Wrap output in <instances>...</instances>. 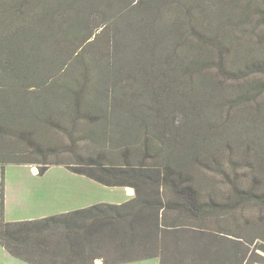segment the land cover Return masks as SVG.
Instances as JSON below:
<instances>
[{"label": "rangeland", "instance_id": "rangeland-1", "mask_svg": "<svg viewBox=\"0 0 264 264\" xmlns=\"http://www.w3.org/2000/svg\"><path fill=\"white\" fill-rule=\"evenodd\" d=\"M164 35L183 60L172 76L154 66ZM20 36L18 56L33 53L40 79L27 81L12 109L0 86V180L2 161H32L6 164L12 204L19 190H46L58 199L40 214H55L91 190L73 171L90 162L172 166L186 196L169 184L161 193L192 198L195 209L167 210L163 223L181 228L160 239L165 264H264V0H0V67L8 38ZM143 54L149 67L127 62ZM166 75L188 105L159 110L153 94ZM236 83L252 90L240 97ZM42 162L49 169L36 173ZM16 207L13 217L32 212ZM0 264L30 263L0 244Z\"/></svg>", "mask_w": 264, "mask_h": 264}, {"label": "trees", "instance_id": "trees-1", "mask_svg": "<svg viewBox=\"0 0 264 264\" xmlns=\"http://www.w3.org/2000/svg\"><path fill=\"white\" fill-rule=\"evenodd\" d=\"M165 36L159 38V42L162 43ZM22 37L8 38L11 47L3 55L4 65L0 67V86L4 89V103L9 104L10 109L12 100L24 96L22 92L27 87H25L27 81L40 79V73L37 72L39 68L36 67L34 71V67H30L36 65V61L32 63L30 55L33 53L22 51L26 55L18 56L19 48L14 46V42L19 44ZM21 46L23 47L22 44ZM161 47L167 51L159 53L156 63L153 62L154 66H159V76L166 71H171L172 76V71H175L176 66L183 60L171 54L175 52L172 50L173 47L169 50L164 47V42ZM127 62L146 67L151 63L146 54H143L141 59L137 57ZM260 64L263 63L260 61ZM222 70L224 73L227 72L226 69ZM232 72L234 76L243 75V72ZM170 76L166 75L165 83L159 84V94H153L155 98L159 97L156 100H159V110L164 107V101L172 106L178 103L189 104L187 99L180 101L177 95H174V91L168 85L171 81ZM251 90L248 83H236L235 94H239L240 97ZM159 127L169 129L161 115ZM171 136L172 140L178 137L175 132H171ZM31 162L29 159L2 161L0 180V243L11 255L31 264H96L97 259H103L104 264H117L157 256L161 257L160 264H165V249L160 247V239L167 235L176 236L181 228L176 221L173 224L163 223L166 221L167 210L181 206L184 211L193 213L195 209L192 198L185 197L188 190L180 187V172L172 166L161 169L145 164L117 166L90 162L85 164L88 169L73 171L106 185L133 186L136 189V196L122 203L99 202L35 219L6 220L4 216L6 164ZM42 163L40 170L35 166L36 173L39 171V174H44L49 169V162ZM168 184L178 194L185 195L184 203L178 197L166 199L160 188ZM244 196L248 198L251 195L244 192Z\"/></svg>", "mask_w": 264, "mask_h": 264}, {"label": "crops", "instance_id": "crops-1", "mask_svg": "<svg viewBox=\"0 0 264 264\" xmlns=\"http://www.w3.org/2000/svg\"><path fill=\"white\" fill-rule=\"evenodd\" d=\"M31 170H32V168H31ZM32 172H33V170H32ZM83 176H85V175H83ZM84 178H86L84 180H87L86 182L84 181L85 184L91 186V190L88 192H87V189L85 191H83V195L81 198L71 195L70 197H68L69 203L65 204L64 206H62L60 208H57V210H55L56 213L71 211L74 209L86 207V206H89V205H92L95 203H99V202L122 203V202L128 201V200H130L136 196V189L133 186L106 185V184H103L99 181H96L95 179L90 178L88 176H85ZM88 178H90L91 180ZM48 193H49V191L41 190V189L39 191H35L34 193L32 190H30V193H28V192H26L25 189H22V190H19V194H17L14 204H12L10 202V200L6 197V206H5V211H4L5 219L12 221L15 219H18V220H24L23 218L35 219V218L44 217V215L47 216L46 215L47 213L40 214V211H41V213L42 212H48L49 210H46L47 208H45V207L52 204L53 199L54 200L58 199V197H56L53 194H51V196L49 197V200L45 199L47 197ZM16 206L25 207V208H32V212L30 215L25 214L26 215L25 217H20V218L13 217L12 216L13 212L16 209H19ZM35 208L39 211L38 212L39 215L33 216V214H37L35 212ZM0 218H1V214H0ZM150 258L159 259L158 256L157 257H150ZM146 259H149V258H141V259L125 261V262H121V263H117V264H122V263H127V262H136V261H141V260H146ZM27 263H29V262H27ZM102 264H104V262H102Z\"/></svg>", "mask_w": 264, "mask_h": 264}, {"label": "water", "instance_id": "water-1", "mask_svg": "<svg viewBox=\"0 0 264 264\" xmlns=\"http://www.w3.org/2000/svg\"><path fill=\"white\" fill-rule=\"evenodd\" d=\"M97 263H102V260H97Z\"/></svg>", "mask_w": 264, "mask_h": 264}]
</instances>
